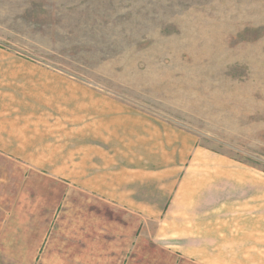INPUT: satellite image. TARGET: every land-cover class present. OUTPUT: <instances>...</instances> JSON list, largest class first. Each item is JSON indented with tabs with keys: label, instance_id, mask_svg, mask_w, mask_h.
<instances>
[{
	"label": "rangeland",
	"instance_id": "obj_1",
	"mask_svg": "<svg viewBox=\"0 0 264 264\" xmlns=\"http://www.w3.org/2000/svg\"><path fill=\"white\" fill-rule=\"evenodd\" d=\"M138 112L159 213L79 178ZM0 264H264V0H0Z\"/></svg>",
	"mask_w": 264,
	"mask_h": 264
},
{
	"label": "crops",
	"instance_id": "obj_2",
	"mask_svg": "<svg viewBox=\"0 0 264 264\" xmlns=\"http://www.w3.org/2000/svg\"><path fill=\"white\" fill-rule=\"evenodd\" d=\"M139 113L133 114V116L130 114L132 119L128 120L127 123L122 119L118 120L125 123L124 129L119 131L120 135L118 138L112 137V139L115 138L113 141L120 143L113 147L111 151L108 152L100 148H85L84 158L87 159L85 160V165L88 160H92L94 157H101L102 163L100 165L97 163L93 164L96 166L94 177L80 175L79 178L86 181H88L87 178H90V181L98 182V184H88L87 186L95 187L96 190L100 189L102 194L117 197L116 201L120 202L118 204L128 210L131 207L136 212L159 213L163 209H146L145 202L141 206L142 209L134 208L136 204L130 199V196L135 195L134 193L136 192L134 190L139 185H146L145 181H151L152 174L148 157H151V155L155 158L162 157V161H159V163L162 164L164 169L159 172L165 175L163 178L167 182L164 187L167 192L165 190L162 195L170 196L172 191L177 190L179 187L177 176L182 172V164L192 154L191 150L194 146L190 140L183 142L182 130H179L178 133L173 126L151 125V122H146L144 118L136 119L135 116H141ZM145 122L149 123V126H146ZM160 127L163 128L161 131ZM80 147L82 148L83 145ZM163 150H167V152L164 154ZM81 164L83 163L81 162ZM107 182H109L110 194L103 191L108 188ZM144 190L146 192H143V197H148L147 190L150 189Z\"/></svg>",
	"mask_w": 264,
	"mask_h": 264
}]
</instances>
